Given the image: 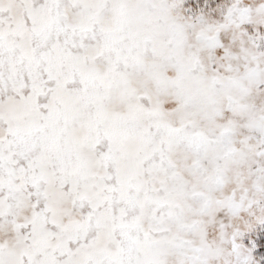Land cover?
Wrapping results in <instances>:
<instances>
[{
    "label": "snow or ice",
    "instance_id": "obj_1",
    "mask_svg": "<svg viewBox=\"0 0 264 264\" xmlns=\"http://www.w3.org/2000/svg\"><path fill=\"white\" fill-rule=\"evenodd\" d=\"M0 264H264V0H0Z\"/></svg>",
    "mask_w": 264,
    "mask_h": 264
}]
</instances>
